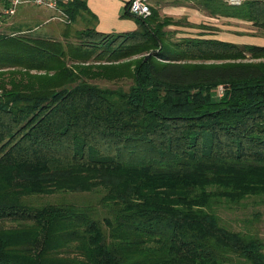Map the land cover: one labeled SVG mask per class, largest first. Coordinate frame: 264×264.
Here are the masks:
<instances>
[{"label":"trees","instance_id":"16d2710c","mask_svg":"<svg viewBox=\"0 0 264 264\" xmlns=\"http://www.w3.org/2000/svg\"><path fill=\"white\" fill-rule=\"evenodd\" d=\"M199 2L264 38L261 0ZM127 6L120 16L137 27L102 33L84 2L61 4L92 21L67 49L0 34V264H264L259 233L229 229L215 212L264 202V61L207 62L264 58V39L174 38V21ZM56 192L99 198L27 201Z\"/></svg>","mask_w":264,"mask_h":264},{"label":"rangeland","instance_id":"374dc122","mask_svg":"<svg viewBox=\"0 0 264 264\" xmlns=\"http://www.w3.org/2000/svg\"><path fill=\"white\" fill-rule=\"evenodd\" d=\"M200 0H149L150 7L157 10L158 16L163 19L168 17L172 21L167 30L174 38L184 36H201L217 38L237 44H258L263 42V32L259 26L252 21L238 16L216 15L200 5ZM227 6H239L230 4L228 0H222ZM264 4V0H261ZM5 5L0 1V9ZM151 12V11H150ZM35 16L28 22L13 21L16 18H24L25 15ZM43 16L40 19V16ZM61 18V20H60ZM46 19L48 21L46 22ZM252 20H254L252 18ZM47 23L43 25V23ZM88 15L84 12L71 20L66 14L52 9H46L32 3H19L13 7L12 13L0 11V34H14L28 39L45 38L49 41L58 42L61 48L67 49V45H75L79 42L77 35L82 29L91 26ZM46 31L45 33H43ZM138 55H133L135 58ZM76 60V59H75ZM68 60L69 64L75 62ZM92 60V58H91ZM83 62L90 63L92 61ZM264 61V58H253L244 53L243 57L223 60H208L207 62H257ZM93 63V62H92ZM11 69V67H7ZM37 70H32L36 72ZM89 82L100 87L126 89L131 83L129 78H94ZM216 97L223 94V87L217 85L214 89ZM98 193H77V192H56L51 195H40L27 197V201L34 205L43 203H54L67 201L76 205L94 204L97 205ZM215 212L220 217L221 223L229 229L241 232H257L264 240V202L260 197H247L237 205L219 206ZM10 226V221L2 223ZM232 264H250L242 258H235Z\"/></svg>","mask_w":264,"mask_h":264},{"label":"crops","instance_id":"0c3cea01","mask_svg":"<svg viewBox=\"0 0 264 264\" xmlns=\"http://www.w3.org/2000/svg\"><path fill=\"white\" fill-rule=\"evenodd\" d=\"M84 2L89 11L96 16L95 29L102 33L131 31L137 27L136 22L130 17H121L128 0H80ZM46 9H51L43 6ZM2 8V7H1ZM1 10V9H0ZM65 15L61 5L57 9H52ZM36 18L29 14L24 18H16L13 21L21 23L28 22L29 19ZM43 16H40L42 19ZM38 19V18H36ZM39 20V19H38ZM61 20V18H60ZM40 21V20H39ZM48 19H46V22ZM43 23L46 25L47 23ZM44 31L43 33H45ZM258 44H262L258 43Z\"/></svg>","mask_w":264,"mask_h":264},{"label":"built area","instance_id":"2783aa9c","mask_svg":"<svg viewBox=\"0 0 264 264\" xmlns=\"http://www.w3.org/2000/svg\"><path fill=\"white\" fill-rule=\"evenodd\" d=\"M5 5L2 6L1 12L12 13L13 7L19 3H32L38 6H45L51 9H57L58 5L66 4L72 0H0ZM230 4H239L241 0H228ZM127 10L129 13L146 17L150 14L149 0H129Z\"/></svg>","mask_w":264,"mask_h":264},{"label":"water","instance_id":"95a60500","mask_svg":"<svg viewBox=\"0 0 264 264\" xmlns=\"http://www.w3.org/2000/svg\"><path fill=\"white\" fill-rule=\"evenodd\" d=\"M146 56H148V54Z\"/></svg>","mask_w":264,"mask_h":264}]
</instances>
